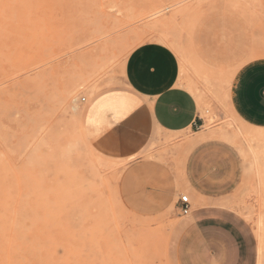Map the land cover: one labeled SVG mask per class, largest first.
Masks as SVG:
<instances>
[{"label": "rangeland", "instance_id": "rangeland-1", "mask_svg": "<svg viewBox=\"0 0 264 264\" xmlns=\"http://www.w3.org/2000/svg\"><path fill=\"white\" fill-rule=\"evenodd\" d=\"M238 25L249 52L226 68L207 50ZM147 41L174 50L204 126L117 158L88 135L119 151L148 133L120 91L128 54ZM254 57L264 0H0V264H189L181 195L237 209L264 264V128L228 101Z\"/></svg>", "mask_w": 264, "mask_h": 264}, {"label": "crops", "instance_id": "crops-1", "mask_svg": "<svg viewBox=\"0 0 264 264\" xmlns=\"http://www.w3.org/2000/svg\"><path fill=\"white\" fill-rule=\"evenodd\" d=\"M226 34L227 39L221 45L207 51L209 57L227 68L236 66L249 51L241 26L231 27ZM233 74L228 100L233 112L242 122L264 128V57L247 59ZM124 82L126 87L120 91L137 99L136 115L148 133L138 134L137 147L124 146L119 151L112 150L110 145L98 144L88 135L101 152L128 158L139 153L158 132H197L204 126L198 99L181 84L180 62L168 45L147 41L132 49L124 65ZM117 127L114 128L119 133ZM207 139L206 134H200L187 144L193 146ZM183 225L188 228L184 242L189 264H257V237L250 222L237 209L200 202L190 208Z\"/></svg>", "mask_w": 264, "mask_h": 264}, {"label": "built area", "instance_id": "built-area-1", "mask_svg": "<svg viewBox=\"0 0 264 264\" xmlns=\"http://www.w3.org/2000/svg\"><path fill=\"white\" fill-rule=\"evenodd\" d=\"M180 203L182 205L181 210L184 215L189 214L191 208V202L188 195L180 196Z\"/></svg>", "mask_w": 264, "mask_h": 264}, {"label": "snow or ice", "instance_id": "snow-or-ice-1", "mask_svg": "<svg viewBox=\"0 0 264 264\" xmlns=\"http://www.w3.org/2000/svg\"><path fill=\"white\" fill-rule=\"evenodd\" d=\"M144 70L147 71V67H145ZM118 131L121 132V134H126V130L119 129Z\"/></svg>", "mask_w": 264, "mask_h": 264}, {"label": "bare ground", "instance_id": "bare-ground-1", "mask_svg": "<svg viewBox=\"0 0 264 264\" xmlns=\"http://www.w3.org/2000/svg\"><path fill=\"white\" fill-rule=\"evenodd\" d=\"M188 87H189L188 89L192 90V86H191L190 84L188 85ZM229 140H230V139H229ZM181 196H182V195H181Z\"/></svg>", "mask_w": 264, "mask_h": 264}]
</instances>
